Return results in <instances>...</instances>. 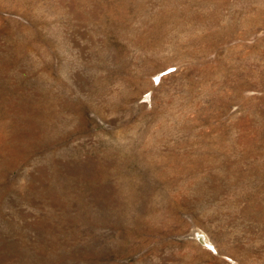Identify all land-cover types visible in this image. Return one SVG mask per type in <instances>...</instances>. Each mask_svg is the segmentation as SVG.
<instances>
[{
    "label": "rangeland",
    "instance_id": "374dc122",
    "mask_svg": "<svg viewBox=\"0 0 264 264\" xmlns=\"http://www.w3.org/2000/svg\"><path fill=\"white\" fill-rule=\"evenodd\" d=\"M0 264H264V0H0Z\"/></svg>",
    "mask_w": 264,
    "mask_h": 264
}]
</instances>
